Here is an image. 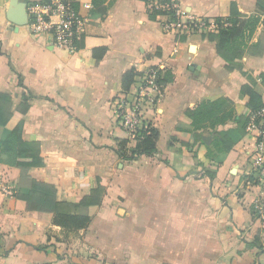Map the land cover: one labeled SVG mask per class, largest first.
Here are the masks:
<instances>
[{"label":"crops","instance_id":"obj_1","mask_svg":"<svg viewBox=\"0 0 264 264\" xmlns=\"http://www.w3.org/2000/svg\"><path fill=\"white\" fill-rule=\"evenodd\" d=\"M41 1L0 0V93L12 99L7 127L22 124V139L40 143L45 165L29 175L53 183L59 202L77 204L98 183L105 195L88 208L86 228L67 232L53 214L0 194V264H264V217L253 204L260 197L264 210V193L249 185L246 161L256 133L221 165L210 162V178L200 163L216 153L214 132L235 123L190 128V112L219 99L249 119L243 86L264 105V26L245 40L263 42L262 55L245 54L229 70L207 35L164 33L141 0H115L103 18L90 17L92 0H74L82 26L68 55L10 22L20 4ZM176 1L212 21L228 18L232 5L242 18L264 20L257 0ZM156 65L171 78L157 109L145 114L158 133L156 150L128 160L137 142L118 128L110 103L124 93L126 72L137 74L133 92ZM116 140H128L126 149ZM0 176L14 190L28 182L1 162Z\"/></svg>","mask_w":264,"mask_h":264},{"label":"trees","instance_id":"obj_2","mask_svg":"<svg viewBox=\"0 0 264 264\" xmlns=\"http://www.w3.org/2000/svg\"><path fill=\"white\" fill-rule=\"evenodd\" d=\"M44 1V0H43ZM72 7L77 11V4L74 0H69ZM115 0H92V11L90 17L103 18L107 10ZM149 3L153 0H141ZM162 4H167L169 0H157ZM256 9L259 14L264 13V0H257ZM156 13H150L151 20L156 19ZM228 23V27H223ZM216 24L219 29L215 33L207 34L210 42L215 43L217 55L226 63L231 65L228 69H233V63L241 60L245 54L260 56L263 53V42L258 41L254 45H247L245 40L249 39L256 31L258 26H264V20L259 15L242 18L238 14L234 5L231 6L230 16L226 19H217ZM136 73L133 70L126 72L122 77V90L127 92L131 84L134 83ZM171 78L165 71L164 81L170 82ZM241 94L246 95L249 101L246 105L251 112L260 109L263 106L261 96L243 86ZM24 105L22 112L28 109V98H23ZM192 124L190 128L195 130L204 128L205 125L214 127L216 125H225L233 121L235 127L218 130L214 132L216 139V153L213 157L201 161L203 169L208 177L212 178L215 170L209 169L208 164L214 163L215 166L221 165L233 149L246 135L245 127L248 119L244 116H238L234 105L227 99H219L214 102H204L198 105L194 111L190 112ZM12 117V99L9 95L0 93V162L10 167L20 170L22 180H27V185H21L16 188L14 198L26 203L30 211L51 213L54 215V223L64 231L75 232L87 227L90 218L88 208L99 206L105 195V189L97 184L90 190V193L84 196L77 204L59 202L56 199V188L53 183L41 179L32 178L29 173L31 170H39L45 163L41 157L40 143L34 141H24L22 139V124L14 129H9L7 124ZM181 125V124H179ZM158 133L151 128L143 138L137 142L134 150L131 151L128 160H133L141 155H151L156 150V141ZM119 148L124 150L127 147L128 140H116ZM204 145V144H202ZM199 147H202L201 145ZM210 153V152H209ZM211 157V158H210Z\"/></svg>","mask_w":264,"mask_h":264},{"label":"built area","instance_id":"obj_3","mask_svg":"<svg viewBox=\"0 0 264 264\" xmlns=\"http://www.w3.org/2000/svg\"><path fill=\"white\" fill-rule=\"evenodd\" d=\"M148 10L157 14L158 26L164 33L174 34L176 37L207 35L219 29L216 21L190 16L176 0H169L167 4L153 0L148 3ZM26 12V26L32 36L47 38L54 48L68 55L75 54L82 21L69 0H42L28 5ZM228 26V23L223 24V27ZM164 76V67L151 66L138 77L133 92H124L111 101L116 125L130 140L138 142L152 128L145 114L157 109L164 94ZM245 132L246 135L256 133L254 148L246 154L249 168L247 176L250 179L248 183L257 186L264 193V105L251 113ZM0 194L8 198H14L15 194L2 176ZM253 204L256 213H261L264 217L261 198L256 199Z\"/></svg>","mask_w":264,"mask_h":264},{"label":"water","instance_id":"obj_4","mask_svg":"<svg viewBox=\"0 0 264 264\" xmlns=\"http://www.w3.org/2000/svg\"><path fill=\"white\" fill-rule=\"evenodd\" d=\"M9 20L17 27L26 26L28 23L26 5L20 4L16 11L12 14V18H10Z\"/></svg>","mask_w":264,"mask_h":264}]
</instances>
